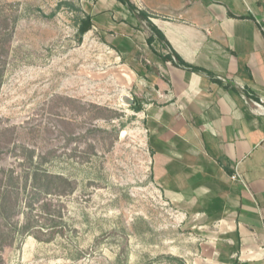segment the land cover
<instances>
[{
  "label": "rangeland",
  "instance_id": "rangeland-1",
  "mask_svg": "<svg viewBox=\"0 0 264 264\" xmlns=\"http://www.w3.org/2000/svg\"><path fill=\"white\" fill-rule=\"evenodd\" d=\"M84 17L0 0V264H209L150 177L131 66Z\"/></svg>",
  "mask_w": 264,
  "mask_h": 264
},
{
  "label": "crops",
  "instance_id": "crops-1",
  "mask_svg": "<svg viewBox=\"0 0 264 264\" xmlns=\"http://www.w3.org/2000/svg\"><path fill=\"white\" fill-rule=\"evenodd\" d=\"M79 2L131 66L150 177L195 250L264 264V0Z\"/></svg>",
  "mask_w": 264,
  "mask_h": 264
},
{
  "label": "trees",
  "instance_id": "trees-1",
  "mask_svg": "<svg viewBox=\"0 0 264 264\" xmlns=\"http://www.w3.org/2000/svg\"><path fill=\"white\" fill-rule=\"evenodd\" d=\"M119 1L126 2V0H119ZM130 8H131V6H130ZM137 14H138V17H139L140 20H143V21H145V22L147 23L148 27L153 31V33H155V35L157 36L158 39H160V40H164V38H163V36L161 35V33L158 32V31L155 29V27H154V26L151 24V22L148 20V16H147L145 13L140 12V11H137ZM91 28H92V25H91L89 19H88V18H85V19H84L83 21H81V23H80V26H79V32H80L81 34H85V33H87L89 30H91ZM152 40H153V39L150 38V37L147 38V42H152ZM175 57H176V59H177L176 62H174L170 56L163 57V60H164V61L171 62L172 64H175V65H178V66H182V67L185 66L184 63H183V62H182V61H181L176 55H175ZM136 110H137V112L140 111V107H136Z\"/></svg>",
  "mask_w": 264,
  "mask_h": 264
},
{
  "label": "water",
  "instance_id": "water-1",
  "mask_svg": "<svg viewBox=\"0 0 264 264\" xmlns=\"http://www.w3.org/2000/svg\"><path fill=\"white\" fill-rule=\"evenodd\" d=\"M122 102L131 106L133 104V99L128 96H123Z\"/></svg>",
  "mask_w": 264,
  "mask_h": 264
},
{
  "label": "built area",
  "instance_id": "built-area-1",
  "mask_svg": "<svg viewBox=\"0 0 264 264\" xmlns=\"http://www.w3.org/2000/svg\"><path fill=\"white\" fill-rule=\"evenodd\" d=\"M235 177H233V179H234Z\"/></svg>",
  "mask_w": 264,
  "mask_h": 264
}]
</instances>
